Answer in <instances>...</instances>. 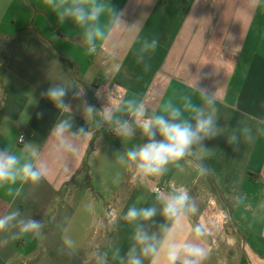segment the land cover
Segmentation results:
<instances>
[{
	"label": "crops",
	"instance_id": "obj_1",
	"mask_svg": "<svg viewBox=\"0 0 264 264\" xmlns=\"http://www.w3.org/2000/svg\"><path fill=\"white\" fill-rule=\"evenodd\" d=\"M125 9L127 27L113 34L105 50L89 56L80 30L71 22L57 23L44 0H0V148L14 153L25 145L40 147L49 165L39 185L0 187V215L19 210L20 218L43 224L37 238L11 240L10 228L0 233V264H87L83 250L94 242L99 228H109L98 253L119 247L124 255L131 245L132 226L123 220L127 208L157 207V216L145 225L150 232L163 223L155 193L184 186L200 206L190 223L206 222L212 234L204 241L209 251L205 264H264V8L251 0H111ZM158 39L156 51L138 64L135 52L144 39ZM115 49L114 58L107 53ZM71 62L65 68L61 58ZM91 91L97 109L122 108L132 95L150 109L165 102H182L185 95L201 103L192 85L218 97L219 124L252 129L253 142L241 135L237 150L221 135L206 141L213 155L204 163L209 177L199 176L192 157L182 167L170 166L163 177L141 182L134 170L119 161L127 148L145 142L137 132L122 140L107 127L97 130L73 104L75 127L85 126L93 135L79 141L73 156L58 154L46 139L59 116L40 93L53 82L71 83ZM97 89H104L98 100ZM86 92V90H85ZM32 97L39 106L29 105ZM71 92L69 93V98ZM87 98V94H86ZM30 119L26 121V115ZM43 112L42 118L36 113ZM120 114V113H118ZM122 118L128 119L126 114ZM20 132L27 135L17 143ZM199 158V154L195 155ZM83 163L86 167H83ZM18 193V194H17ZM190 235L185 222L180 238ZM65 239L73 242L71 248ZM97 264V256L94 258ZM145 264H148L145 261Z\"/></svg>",
	"mask_w": 264,
	"mask_h": 264
},
{
	"label": "clouds",
	"instance_id": "obj_2",
	"mask_svg": "<svg viewBox=\"0 0 264 264\" xmlns=\"http://www.w3.org/2000/svg\"><path fill=\"white\" fill-rule=\"evenodd\" d=\"M44 4L55 14L57 23L64 25L71 22L80 30V39L86 54H97L105 50L109 40L122 26L127 27L124 16L125 9H117L111 0H44ZM251 7L264 8V0H251ZM159 45L158 39L144 38L135 52L138 64H144L147 70L146 58L153 54ZM116 54L113 48L107 53L109 59ZM198 93L201 103L194 102L192 96L182 97L180 104L172 100L165 102L159 109H150L144 100L135 95L122 101V108L113 109L110 104L97 109L86 98L83 87L71 83L53 82L51 86L40 93V97L48 100L59 116L51 126L46 143L50 142L53 149L60 155L73 156L80 150L79 141L93 135L85 126L75 127L73 104L78 101L75 110L80 112L87 123L94 124L99 130L107 126L112 133L122 140H130L137 132L145 139L144 143L133 145L119 157L121 164L134 170L141 182L152 178L163 177L170 171V166L182 167L186 158L199 154L197 165L198 175L203 177L210 171L204 163L213 155L206 146V141L221 135L227 137V143L237 150L241 135L245 142L251 143L256 136L264 135V128L253 136L248 127L236 129L219 124L218 97L216 93L208 94L192 85ZM71 97L69 98V93ZM98 100L104 98V89H97ZM33 107L39 106V100L32 97ZM120 113V114H118ZM126 114L129 118H122ZM26 121L30 116L26 114ZM37 118L43 117V112L36 113ZM264 124V119H260ZM19 142L24 144L23 136ZM27 151L14 153L9 148H0V187L6 185L32 184L39 185L47 178L49 165L42 157L40 147L34 143L25 145ZM18 194V193H17ZM129 206L123 214V220L132 226L131 245L124 255L119 247L112 251V260L117 264H205L209 256L204 241L212 234V229L206 222L190 223L200 213V206L189 190L180 186L168 193H155L156 202L160 205L159 215L163 223L156 225L157 231L150 232L145 226L157 216V207ZM185 222L190 227V235L180 238ZM10 228L11 240H20L26 236L37 238L41 235L43 224L34 218H20V211H10L0 215V233ZM9 239L0 240V245H7ZM64 244L71 248L73 242L65 239ZM97 264H108V253H97Z\"/></svg>",
	"mask_w": 264,
	"mask_h": 264
},
{
	"label": "rangeland",
	"instance_id": "obj_3",
	"mask_svg": "<svg viewBox=\"0 0 264 264\" xmlns=\"http://www.w3.org/2000/svg\"><path fill=\"white\" fill-rule=\"evenodd\" d=\"M109 235V228H99L97 231L96 236L93 238L94 242L91 244H88L86 249L83 250V256L89 258V261L87 264H95L96 260L94 258L97 256V251L99 250L98 247L102 245V241L104 240V237L106 240L108 239Z\"/></svg>",
	"mask_w": 264,
	"mask_h": 264
},
{
	"label": "trees",
	"instance_id": "obj_4",
	"mask_svg": "<svg viewBox=\"0 0 264 264\" xmlns=\"http://www.w3.org/2000/svg\"><path fill=\"white\" fill-rule=\"evenodd\" d=\"M61 60H62V62H63V64H64V67H65V68H71V62H70L68 59L62 57ZM79 82L85 87L88 102H89L90 104L94 105V106H97V104H96V100L94 99V97H93L91 91H89V90L87 89V87L84 85L83 82H81V81H79ZM192 158H193V160H194L197 164L199 163V158H198L197 156H192ZM83 167H86V164H85V163H83ZM207 176L209 177V180H210L211 184L213 185V188L216 190L217 188H216V186H215L213 180L210 178V172H208Z\"/></svg>",
	"mask_w": 264,
	"mask_h": 264
},
{
	"label": "built area",
	"instance_id": "obj_5",
	"mask_svg": "<svg viewBox=\"0 0 264 264\" xmlns=\"http://www.w3.org/2000/svg\"><path fill=\"white\" fill-rule=\"evenodd\" d=\"M21 136H23V138H24V142H26V140H27V135H26V133H24V132H20L19 135H18V137H17V143H18V144H21V143L19 142V137H21Z\"/></svg>",
	"mask_w": 264,
	"mask_h": 264
}]
</instances>
